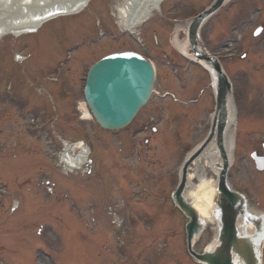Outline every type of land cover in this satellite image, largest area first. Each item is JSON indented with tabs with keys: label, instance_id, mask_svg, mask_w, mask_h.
<instances>
[{
	"label": "rangeland",
	"instance_id": "obj_1",
	"mask_svg": "<svg viewBox=\"0 0 264 264\" xmlns=\"http://www.w3.org/2000/svg\"><path fill=\"white\" fill-rule=\"evenodd\" d=\"M22 1L24 0H13L17 4ZM212 1L167 0L159 9L153 10L152 17L147 16L146 22L132 30L134 34H129L125 30L123 32V28L118 25V16L114 13V5L122 4V0H91L82 14L57 18L32 34L24 33L18 37L8 35L0 39V89L6 79L12 82L15 89L10 91H16L18 94L8 95L9 98L7 95L0 97V149L4 150L0 152V187L3 194L1 198L5 199L10 193L12 196L17 193L20 197L27 198V201H21L20 208L14 214L8 209L7 202L0 211V264H51L50 255L47 254L48 258L45 253H41V248L48 253L50 251L57 264H195L184 250L183 217L178 211L166 215L172 208L169 194L177 182L174 173L176 161L169 164L165 159L160 162L158 158L165 157L167 150L164 145H168L172 140L169 120H174V116L170 114L166 119L164 110L167 107H178L181 112L187 111L191 114L179 130V135H176V143L183 152L190 148L194 141L202 138L206 114L214 106L210 95L211 88L207 87L208 74L200 66L189 64L173 47L171 40L176 23H185ZM233 1L235 0L230 1L203 25L201 40L205 47L222 61L230 78L235 80L246 67L239 64L237 56L230 55L242 53L245 39H249L245 46L250 52H263L264 39L256 41L255 37L252 38V28L258 21L253 15V10H250L251 6L247 15L233 19L231 24L227 23L237 12V5ZM260 3H264V0H259L254 5ZM40 7L30 5L26 10L23 8V12L20 8L14 11H8V8L0 9V14H5L0 21L8 24L16 20L15 16L20 17L18 20L28 16L31 18L39 13ZM239 21H242L240 27L237 26ZM79 23L85 25L81 27ZM155 32H159L164 38L160 40L157 37L155 40ZM100 33L105 36L98 39ZM88 36L92 37L91 40ZM133 36L137 38L133 39ZM239 36L241 39L231 46L229 42ZM262 36L264 37V34ZM185 37L186 32L182 30L179 38ZM76 40L83 43L69 53L71 58L67 64L71 63V66L66 67V64L60 71H56L61 73L67 84V91L58 89L57 84L51 82L52 68L44 70L50 75L45 84L46 89L50 88L52 91V101L49 100L53 105L49 104L50 107L43 109V104L49 103V100L39 97L41 94L38 95L37 90L35 93L29 90L26 81L31 77L40 78L39 72L54 60L56 49L61 45L62 49L63 44L70 46ZM27 42L32 43V46L28 48ZM130 49L139 52L144 49L151 54L149 57L157 72L154 82L155 95L152 100L131 124L120 130L108 131L92 121H83L78 110V105L83 100L81 77L100 57ZM163 49L171 51L169 53L173 59L170 64L163 58ZM239 49L242 50L239 52ZM16 55L28 58L16 61ZM75 60L81 61L83 66L81 62L78 65ZM174 70L179 71L182 76L180 79L174 76ZM248 70L255 75L260 73L255 67H249ZM10 71L12 73H9ZM263 78L264 74L262 80ZM262 80L259 84L250 83L247 92H241L238 88L234 92L239 124L233 159L240 155H245V159L239 162L233 160L229 181L248 193L252 202L264 210V171H256L249 156L253 150L262 151ZM35 88L43 86L36 85ZM202 89L204 92L200 93ZM165 90L172 92L177 98H185L186 101L199 96L200 101L190 110L188 101L178 106L170 99L160 98ZM27 108L43 109L39 115H33L37 117L35 120H31L36 131L42 133L41 139H36L35 134L25 131L31 116L24 119L20 113L27 114ZM155 112H159L162 117V121L154 122H161L159 126L153 123L148 127L146 134H134V129L149 116H155ZM235 114L234 109V116ZM153 127L156 134L152 132ZM51 134L55 140H58L59 136L68 141L84 140L94 151L95 160H90L80 172L63 176L62 169L60 171L52 167L55 159L45 145L47 136ZM145 137L151 139L147 148L143 144ZM107 146H111V158L104 162L102 154H107L103 152ZM128 148L130 157L126 170L117 169V154L126 152ZM151 154L154 157L149 159ZM176 154L177 151H174L171 161ZM144 155L146 158L142 160ZM145 161L148 162L147 165L144 164ZM3 162L8 165H1ZM48 172L52 177L47 178L45 182L41 181L48 177ZM33 173L38 176L34 187L29 189L27 186L30 195L27 190L19 189ZM137 185H144L146 189L136 187ZM45 186L49 187L48 191L50 189L54 192L49 200L43 194ZM91 189L96 191L95 195ZM64 192L69 196H64ZM146 193L150 197H146ZM157 194L160 196L155 197ZM162 200L166 203L163 213L159 216L153 214L152 217L150 212L153 210L148 203H155L156 211L157 204H163ZM67 221V225H71L74 228L71 231L75 233L67 232L62 238L58 231L63 229ZM54 231L57 236L52 235ZM117 235L125 238L124 245L118 246ZM209 238L210 232L206 231L195 249L200 251ZM163 241H168L169 246H164ZM32 255L36 256L34 262Z\"/></svg>",
	"mask_w": 264,
	"mask_h": 264
},
{
	"label": "water",
	"instance_id": "obj_2",
	"mask_svg": "<svg viewBox=\"0 0 264 264\" xmlns=\"http://www.w3.org/2000/svg\"><path fill=\"white\" fill-rule=\"evenodd\" d=\"M213 9L212 6L208 12ZM206 13L204 12L194 20L189 28L190 35L195 31L201 16ZM196 55L214 61L204 52H196ZM214 66L220 70V66L216 62H214ZM152 78L150 65L133 53L110 55L93 66L87 76L86 98L98 122L107 128H119L124 125L147 100L151 91ZM219 78L221 79V88L217 92L218 108L213 128L207 141L189 158L184 169L185 174L187 165L200 154L206 143L212 138L216 139L223 159V170L219 174L217 187L212 197L213 202L219 207L215 212L219 219V228L213 251L207 250L203 254L196 255V258L207 264H259V249L264 239V216L249 214L246 211L243 198L229 188L226 180L228 163L222 146V131L227 118L223 87L225 78L222 75H219ZM183 186L184 182L175 194V202L190 218L187 225V244L191 247L193 235L199 233L200 226L197 220L201 217L193 203H188L183 198L181 194ZM240 215H242L244 223L239 231L237 219ZM249 225L253 232L246 231V227Z\"/></svg>",
	"mask_w": 264,
	"mask_h": 264
},
{
	"label": "bare ground",
	"instance_id": "obj_3",
	"mask_svg": "<svg viewBox=\"0 0 264 264\" xmlns=\"http://www.w3.org/2000/svg\"><path fill=\"white\" fill-rule=\"evenodd\" d=\"M44 1V2H43ZM90 0H57L54 2L52 8L44 9L40 11L37 15H34L30 18V16L26 17L25 19H20V17L15 16L16 20L11 21L10 23H6L4 21H0V38L6 36L8 34H12L15 36L20 35L21 33H31L35 32L40 25L46 21L48 18L56 17V16H66L72 14H78L82 11V9L86 6ZM166 0H123L122 5L117 6L118 17L121 20V26H126L125 29H132L136 28L137 25L146 17L153 14V10L159 8V6ZM49 2L46 0H24L21 3H14L13 0H0V9H9L8 11H14L20 8V11H24L29 8L30 5L41 6ZM43 4V5H42ZM23 8H25L23 10ZM218 6H214V10H218ZM6 11V10H3ZM5 14H0V19ZM182 28H185L183 23L177 24L175 28V32L173 35L172 43L176 49H179L184 55L192 56L189 42L186 38L180 40L179 32ZM205 62H201V64L208 68L209 65L204 64ZM78 109L83 114V118H88L87 110L85 108V103L82 102ZM232 119L229 115V124L228 128H230ZM226 129V130H227ZM230 131L225 133L224 141L226 147V153L229 158L231 159V155L229 152L231 140H230ZM80 144V143H79ZM76 148L80 149L79 156L77 159L69 158L67 155H64V159L68 161L71 165L70 168L74 170V167L77 168V161L83 162L88 154V150H86L85 146L79 145ZM200 160L204 162V165L207 169L214 171H219L220 163L219 159L216 155V149L213 146H209L208 149L201 155ZM80 163V164H81ZM73 166V167H72ZM213 169V170H212ZM192 175L188 176V179H191ZM216 185V180L209 179L204 177L203 173H201L197 179V183L191 186L189 190V196L194 197L197 201L194 203L195 207L199 209L205 216L211 217L212 214V203L211 198L214 193ZM242 224L240 223V226ZM239 226V228H240Z\"/></svg>",
	"mask_w": 264,
	"mask_h": 264
}]
</instances>
